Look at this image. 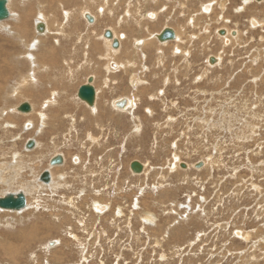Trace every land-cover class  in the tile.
<instances>
[{
  "label": "rangeland",
  "instance_id": "1",
  "mask_svg": "<svg viewBox=\"0 0 264 264\" xmlns=\"http://www.w3.org/2000/svg\"><path fill=\"white\" fill-rule=\"evenodd\" d=\"M42 1L9 0L11 17L2 23L11 25L19 12H29V39L52 43L59 53L62 47L77 50L75 30L83 33L89 29L94 34L95 27L98 34L104 29L118 30L117 37L125 45L118 48L119 60L108 64L117 70L118 78L112 77L107 87L104 82L110 76L105 67L99 74L84 71L85 65L76 66L81 58L71 54L64 56L65 61L73 62L70 66L64 60L57 67L49 65L47 52L55 55V50L37 49L34 44L30 48V43L25 46L0 29V179L19 152L24 159L36 154L43 161L32 165L36 171L26 166L24 177L12 182L11 186L18 187L13 190L22 188L18 183L30 181L32 173L47 169L56 173V186L61 182L54 191L47 187L36 190L33 197L27 195L34 202L27 209L30 212L0 211V264H264V1L148 0L139 21L137 0H105L106 10L113 9L114 15L104 20L90 6L88 12L98 18L94 28L95 19L89 23L79 16L81 0L77 6L73 0L69 4L51 0L56 1L53 9ZM72 8L76 9L70 24L74 30L66 31V24L64 36H57L65 18L62 11ZM40 13L50 21L48 35L34 29ZM165 23L181 34L180 41L169 42L168 47L150 40L167 27ZM220 29L237 35H219ZM90 42L84 41L89 51L96 45ZM143 43L150 48L145 53L138 50ZM28 51L38 58L35 71L22 57ZM158 53L163 55L161 59ZM209 56L219 57L220 63L210 65ZM100 62L102 66L106 63ZM127 66L132 73L126 78ZM137 73L139 82L132 80ZM90 74L95 76V88H101L98 107L106 105L110 109L106 117L121 118V124L109 126L108 119L103 125L85 123L96 114L77 92ZM28 81L32 86L23 89L21 83ZM54 91L56 98L51 97ZM62 97L67 105L62 99L57 101ZM121 97L135 103L133 113L114 108L112 101ZM45 99L52 100L51 107L44 108ZM53 99L59 102L55 106ZM23 102L32 103L36 113L14 108ZM60 106L68 108L60 110ZM137 117L140 119L133 122ZM10 121H14L13 127ZM137 125L141 126L139 133ZM29 139L36 140V149L25 148ZM56 154L65 155L68 161L64 166L49 167L50 157ZM136 159L146 162L147 172L139 177L129 170ZM197 162L203 165L195 168ZM9 185L0 180V196ZM30 234H36V241L25 238Z\"/></svg>",
  "mask_w": 264,
  "mask_h": 264
},
{
  "label": "bare ground",
  "instance_id": "2",
  "mask_svg": "<svg viewBox=\"0 0 264 264\" xmlns=\"http://www.w3.org/2000/svg\"><path fill=\"white\" fill-rule=\"evenodd\" d=\"M42 1V0H41ZM110 2L112 1V0H109ZM116 1V0H115ZM155 1V0H154ZM153 1V2H154ZM170 1H172V0H170ZM226 0H224V2H225ZM43 2V1H42ZM71 2V0H65V3H70ZM73 2H75L74 3V6L76 5L77 6V0H73ZM159 2V1H158ZM219 2H223L222 0L221 1H219ZM243 2V1H242ZM245 2V1H244ZM43 3H46L47 5H48V7L50 8V9H53L54 7H55V4H56V1H46V2H43ZM129 3V2H128ZM178 3H179V1H178ZM178 3H176V4H178ZM182 3V2H181ZM184 3V2H183ZM182 3V4H183ZM227 3V2H226ZM109 4V3H108ZM113 4V3H112ZM117 4V3H116ZM107 5V1L105 2V0H104V2H102L101 0H81V2H79V5L77 6L78 7V11H79V9H81L82 8V10H81V12H80V15L79 16H81V17H85V15L86 14H90L88 11H92V9L90 8V6L92 7V8H94V10H97V9H102L103 8V12H101V13H109V14H114V10L112 9H109L108 11H106V8H105V6ZM145 5V7H146V5L148 6V1L147 0H140L139 2H137V10H136V13H139L140 14V12L142 11V8L145 10V8L143 7ZM221 5L222 6H224V4L223 3H221ZM24 6V5H23ZM115 6V5H114ZM181 6V5H180ZM8 7H10V5L8 4ZM64 7H66V6H64ZM166 7H168V6H166ZM176 7V6H175ZM30 8H32V7H30ZM173 8H174V6H173ZM243 8V7H242ZM73 9V8H72ZM163 9V8H162ZM176 9V8H175ZM224 9V8H223ZM10 10V9H9ZM66 10H67V8H66ZM75 8L73 9V10H69L68 12H66V11H62L63 12V15H64V19H63V21H62V23L59 25V29L56 31V33L55 34H57V36L60 34V36H64V31H63V27H64V25H66L67 24V26H65V29H66V31L68 30H74V29H70V24L72 25V22H73V19H74V17H72L73 15H74V12H75ZM93 10V11H94ZM125 10V9H124ZM128 10V9H127ZM174 9H172V11H173ZM221 10V9H220ZM240 10H241V8H240ZM231 11V10H230ZM100 12V11H99ZM117 12V11H116ZM125 12V11H124ZM150 11H148V13H149ZM154 12V11H153ZM182 12V11H181ZM13 13V12H12ZM30 13H32V12H30ZM77 13V12H76ZM134 13V12H133ZM156 13V12H155ZM42 13H40L39 14V19L40 20H37V21H35L36 22V24L39 22V21H42V22H44L45 24H46V27H47V30H46V32L47 33H49L50 32V21H48L45 17H43V15H41ZM77 14H79V13H77ZM125 14V13H124ZM165 14V13H164ZM172 14V13H171ZM182 14H184V13H182ZM29 15H31V14H29V12H27V11H25V12H23L22 14H20V12L18 13V15L15 17V19L14 20H12V22H10L11 23V25H4V23H2V22H4V21H2V22H0V29H4L6 32H8L9 33V35H11V36H13V37H15V39H17V40H21L24 44H25V46L27 45V44H29L30 43V48H32L31 46H33V44H34V46H36V48L38 49H41V50H43V48H45V47H47L49 50H55L56 52H54L55 53V55H53L52 53L53 52H47L48 53V58H49V61H46L47 63H49V65H53V64H55L54 66H56V64H60V62L62 61V60H64V56L66 55V54H71L72 55V57L74 58V59H78V58H81V60H80V62L76 65V66H78V67H81V66H83V65H85V68H84V71H87V72H92V73H95V74H99L100 72L101 73H103V70H102V68H104L105 67V71L107 72V75L108 76H110V78L109 79H107L106 80V82H104V85L106 84L107 85V87L109 86L108 85V82H111L112 80H111V78L113 77V76H115V75H117V71L116 70H113V69H111V67H110V65H109V67H108V64L110 63V60H119L118 59V52L123 48L124 49V43H120V50L118 49V51L117 52H115V51H113V52H115V54L114 53H112V49L113 48H111V41H108V40H105V39H103L104 37V35H103V33L104 32H101V33H99L98 34V32H97V27H95L96 29H94V34H92L91 32L92 31H89V29H88V31L90 32V33H88L87 31H85V32H83V33H79L78 32V30H75L74 31V35H76V37L78 36V41L79 42H77L76 44H75V46L77 47V50H75L74 52L73 51H71V50H69V51H66L65 50V48H67V47H62L63 49L61 50V53H59L60 51H59V49H57L54 45L52 46V43H48L47 42V44H46V41H43V40H40V38H38L37 40H35V38H34V40L35 41H33V39L32 40H30L29 39V35H28V29H27V27L29 28V24L26 22V18L27 17H29ZM91 15V14H90ZM125 15H128V12H127V14H125ZM186 15V14H185ZM188 15V14H187ZM15 16V15H14ZM92 16V15H91ZM202 16V15H201ZM96 17V16H95ZM106 17H108V16H105V17H103L104 19L106 18ZM123 17V16H122ZM184 17V16H183ZM189 17V16H188ZM94 18V17H93ZM156 18V17H155ZM167 18H169V17H167ZM44 19H46V20H44ZM109 19V18H108ZM113 19V18H112ZM132 19V18H131ZM143 20V14L140 16V19H139V21L140 20ZM44 20V21H43ZM120 20H122V18L120 19ZM141 20V21H142ZM176 20V19H175ZM46 21V22H45ZM122 21H124V20H122ZM139 21H138V24H139ZM172 21H174V20H172ZM6 22V21H5ZM97 22H98V18H97ZM167 22V21H166ZM74 23V22H73ZM94 23V22H93ZM141 23V22H140ZM189 23V22H188ZM193 23V22H192ZM6 24V23H5ZM36 24L34 23V25H35V28L34 29H36ZM159 24V23H158ZM158 24H156V25H154V26H157ZM75 25V24H74ZM77 25V24H76ZM96 24L94 23L93 25H91V27L92 28H94V26H95ZM118 25H120V24H118ZM118 25H117V27H118ZM165 25H166V23H165ZM167 26V25H166ZM186 26H187V24H186ZM206 26V25H205ZM79 27V26H78ZM168 27V26H167ZM119 28V27H118ZM173 28V27H172ZM145 29H146V27H145ZM174 29V28H173ZM85 30V29H84ZM105 30V29H104ZM175 30V29H174ZM184 30V29H183ZM220 30H222V29H220ZM53 32V31H52ZM51 32V33H52ZM176 32V31H175ZM246 32V31H245ZM47 33H45V34H47ZM120 32H118L117 30H115V32H114V34H115V37H117V35L119 34ZM147 33V32H146ZM159 33V32H158ZM158 33H154L153 34V36H152V38L150 39V40H153V39H157L156 37H155V34H158ZM230 33V32H229ZM228 33V34H229ZM130 34V33H129ZM178 34H180V33H178V32H176V36L178 35ZM48 35V34H47ZM46 35V36H47ZM120 35V34H119ZM150 35V34H149ZM231 35V34H230ZM40 36V35H39ZM43 36H45V35H43ZM59 36V37H60ZM67 36V35H66ZM179 36V35H178ZM178 36H177V38H176V40H174V43H176L175 41H177L179 38H178ZM200 36V35H199ZM103 37V38H102ZM125 37L127 38L128 37V35L126 34L125 35ZM238 37V36H237ZM36 38H37V36H36ZM219 38V37H218ZM241 38H242V36H241ZM1 39V38H0ZM12 39V38H11ZM147 39V38H146ZM145 39V40H146ZM247 39V38H246ZM87 40H89V41H94L93 43H95L96 42V45H95V47H96V57H94L93 59H94V61L93 60H91V58H90V56H92L91 54H90V52L88 51V45L87 44H85L84 43V41H87ZM120 40H121V38H120ZM150 40H147L146 41V43L148 42V41H150ZM1 41V40H0ZM3 41V40H2ZM69 41V40H68ZM156 41H158V40H156ZM178 41H180V40H178ZM32 42V43H31ZM90 42V43H91ZM125 42V41H124ZM169 42H173V41H169ZM169 42H165V43H161L162 44V47H168L170 44H172V43H170L169 44ZM146 43H143L144 44V46H143V49L145 48L146 50L147 49H150V48H147V46H146ZM237 43V42H236ZM240 43V42H239ZM242 43V42H241ZM4 44H6V43H4ZM247 45V44H246ZM79 46H82L83 47V49H80V48H82V47H79ZM93 47H94V45H92ZM239 46H242V45H239ZM6 47V46H5ZM28 47V48H29ZM22 48H24V47H22ZM94 49V48H93ZM194 49V48H193ZM138 50H140V49H138ZM80 51V52H79ZM137 51V50H136ZM148 51V50H147ZM85 52V53H84ZM160 52H163L162 50L160 51ZM159 52V53H160ZM28 55H26V56H22V57H26V59L29 61V64H30V66L33 68V70L35 71V69L38 67V58H33L34 56L32 55V54H30V52L28 51ZM135 53V52H134ZM158 53V54H159ZM142 54V53H141ZM17 56L16 57H21V55H19V54H16ZM191 55V54H190ZM109 56H111V59L110 60H106V57H107V59L109 58ZM142 56V55H141ZM158 56V55H157ZM161 56H163V55H161V54H159V59H161ZM168 56V55H167ZM8 57V56H7ZM149 57V56H148ZM90 58V59H89ZM100 59L101 60H103V61H106V63L103 65V66H101V68H99L96 72H95V70L98 68L95 64H96V62H99L100 61ZM7 60V59H6ZM71 60V59H70ZM166 60V59H165ZM188 60V59H187ZM65 61V60H64ZM109 61V62H108ZM132 61V60H131ZM156 61H159V60H156ZM259 61V60H258ZM3 61H1L0 60V65H1V63H2ZM8 62V61H7ZM160 62V61H159ZM14 63V62H13ZM189 63V62H188ZM58 64V65H59ZM71 64H73V62L72 61H65L64 62V65L65 66H70ZM127 65H132V66H134L135 67V63H126ZM158 64V63H157ZM8 65V64H7ZM100 65V64H99ZM143 65V64H142ZM188 66H189V64H187ZM206 65H208V64H206ZM157 66V65H156ZM57 67V66H56ZM78 67H77V69H78ZM84 67V66H83ZM100 67V66H99ZM200 67H202V66H200ZM129 68V66H127V67H125V69L124 70H127ZM145 68V67H144ZM143 69V68H142ZM204 69V68H203ZM237 69V68H236ZM164 70V69H163ZM176 70H177V68H176ZM262 70V69H261ZM73 72V70L71 69L70 71H69V75L71 76V73ZM78 72V71H77ZM140 72V71H139ZM264 72V71H263ZM85 73V72H84ZM131 73L132 72H127V75H126V78L129 76V77H131ZM174 73H176V72H174ZM31 73H29V75H30ZM76 74V73H75ZM91 75V74H90ZM106 75V76H107ZM137 76L136 78L134 77V76ZM157 75V74H156ZM28 76V75H27ZM26 76V77H27ZM31 76V75H30ZM30 76H28V77H30ZM35 76V75H34ZM89 76V75H88ZM91 76H93V75H91ZM91 76H89V77H91ZM100 76H103V74H101ZM99 76V77H100ZM25 77V76H24ZM89 77H87L86 78V81H85V83L84 84H86L87 83V81H88V78ZM116 77V76H115ZM152 77V76H151ZM153 77H154V75H153ZM6 78L8 79V76H6ZM23 78V77H22ZM31 78V77H30ZM29 78V79H30ZM93 78L95 79V76H93ZM114 78V77H113ZM257 78V77H256ZM3 79V77H0V81ZM29 79H27V80H29ZM44 79H47V84L49 83L48 81H50V78L48 77V76H46ZM106 79V78H105ZM140 79V76L138 75V73L137 74H134V75H132V80H139ZM167 79V81H168V78H166ZM18 80V79H17ZM23 80V79H22ZM26 80V81H27ZM73 80V79H72ZM24 81V80H23ZM32 81L33 82H36V77L34 78V77H32ZM129 81H130V79H129ZM140 81V80H139ZM138 81V82H139ZM165 81V80H164ZM31 82V81H30ZM32 82V83H33ZM94 82V81H93ZM116 82V81H115ZM137 82V83H138ZM166 82V81H165ZM170 82V81H169ZM196 82V81H195ZM9 83V82H8ZM37 83L39 84V82L37 81ZM168 83V82H167ZM227 84L229 83V81L228 82H226ZM3 84V83H2ZM5 84V83H4ZM3 84V85H4ZM33 84H35V83H33ZM112 84V83H111ZM163 84H166V83H163ZM18 85V84H17ZM21 85H23V89H25V88H27V86L29 87H31L32 86V84L31 83H29V81L28 82H22L21 83ZM83 85V84H82ZM166 86V85H165ZM50 87V86H49ZM22 88V87H21ZM19 89H20V87H19ZM96 89V94H97V98H96V103H95V105H94V107H91V108H93V113H95V112H97L98 113V109H100V106H102V107H104V105L102 104V105H100L99 107H98V101H99V96L101 95V88H100V90L99 89H97V88H95ZM163 89V88H162ZM18 89H16V90H14V92L16 93V91H17ZM11 91V90H10ZM19 91H21V93H23L22 92V90H19ZM125 91H126V89H125ZM202 91V90H201ZM200 92V91H199ZM31 93H33V92H31ZM203 93H205V92H203ZM199 94V93H198ZM16 95H18V93L17 94H15L14 96H16ZM151 95V94H150ZM53 96H55V98H56V96H57V93L54 91L52 94H51V97H53ZM19 97H20V95H19ZM21 98V97H20ZM54 98V99H55ZM124 98H127V100H129V104L127 103L126 104V106H125V108H123L125 111H128V112H130V113H133L134 112V102H132L128 97H122L121 99H119V100H117L114 104H116L118 101H120V100H122V99H124ZM54 99H53V101H54ZM103 99V98H102ZM132 99V98H131ZM15 100V99H14ZM114 100V99H113ZM133 100V99H132ZM137 100H139L138 98H137ZM115 101V100H114ZM19 103V102H18ZM51 103H52V100L50 99V100H44V108L45 107H49L50 105H51ZM112 103V102H111ZM32 104V103H31ZM86 104V103H85ZM15 105V104H14ZM20 104H18V106H19ZM53 105V104H52ZM87 105V104H86ZM16 107H14L15 109L18 107L17 106V104L15 105ZM116 106V105H115ZM34 107V106H33ZM33 107H32V111L34 112L35 110L33 109ZM13 108V107H12ZM102 109V108H101ZM128 109V110H127ZM9 109H7V111H8ZM11 111V110H10ZM137 111V110H136ZM40 112H42V113H44V110L42 109V111H40ZM34 113H36V111L34 112ZM41 113V114H42ZM96 113V114H97ZM105 113V112H104ZM5 114V111L3 112V115ZM40 114V115H41ZM264 114V113H263ZM27 115V114H26ZM45 115V114H44ZM105 115V114H104ZM221 115V114H220ZM0 116H2V115H0ZM136 116V115H135ZM67 117V116H66ZM104 117V116H103ZM42 118V117H41ZM28 119V118H27ZM43 119H46V116H44L43 117ZM140 118H138L137 117V119H135L133 122H136V121H138ZM15 120V119H14ZM31 120V119H30ZM131 120V119H130ZM32 121V120H31ZM7 122H9V121H7ZM11 122L12 121H10V123H9V126L10 127H13L14 126V121L12 122L13 124H11ZM74 122V121H73ZM22 123V122H21ZM33 123V122H32ZM46 123V122H45ZM113 123V122H112ZM231 123V122H230ZM8 124V123H7ZM23 124V123H22ZM21 124V125H22ZM73 125H74V123H72ZM114 124V123H113ZM134 124V123H133ZM246 124V123H245ZM1 125V124H0ZM72 125V130L75 128V126H73ZM43 126H45L44 125V123H43ZM137 127H138V129H137V133H139L140 132V127L137 125ZM159 127V126H158ZM248 128V127H247ZM251 128V127H250ZM22 129V128H21ZM135 129V128H134ZM241 129V128H240ZM252 129V128H251ZM42 130V129H41ZM25 131V130H24ZM76 131V130H75ZM224 132V131H223ZM69 134V133H68ZM241 135V134H240ZM29 136H31V135H29ZM70 136V135H69ZM244 136V135H243ZM253 136V135H252ZM251 136V137H252ZM89 137H90V135H89ZM255 137V136H254ZM242 139V138H241ZM245 139V138H244ZM248 139V138H247ZM250 140V139H249ZM187 142V141H186ZM38 144V143H37ZM41 145V143H39V146ZM66 146V145H65ZM36 149V148H35ZM249 149V148H248ZM25 150V149H24ZM52 153V152H51ZM58 153H60V152H58ZM27 154H28V152H27ZM41 154V153H40ZM39 154V155H40ZM57 155H59V154H56V156ZM61 155H63V154H61ZM78 155V154H77ZM35 157H30V159L29 158H27V159H24V161H23V156H22V154L21 153H17L16 154V157H15V161L18 163V172L16 173V175H14V177L10 180V179H7V180H5V179H0V180H2V182H3V184H5L6 183V185H8V184H10L8 187V189L6 190V193L5 194H3V195H1L0 197H4L6 194H8V193H17V192H20V191H24L28 196H31V195H33L34 193H35V191L36 190H40L41 188L42 189H44V188H47V187H49L48 188V190H50V188H52V190H53V188H58V185L61 183H59L57 186H56V184H57V181H55V174L56 173H52V171H51V169H50V171H51V174H52V180H51V183L49 184V185H45V184H42L41 182H39V177H40V175L44 172H42L41 174L39 173V174H37V172L35 173H32L33 175H32V178L30 179V181L28 180V181H26L25 183H18V186H19V188L20 187H22V188H20V189H16V191L15 190H13V186H11V184H12V182L14 181L15 183H17L20 179H21V177H22V175L25 173V170H26V166H28V168H30V169H35L34 167H32V165L33 166H35V165H38L39 164V162L40 163H42V159H41V157L40 158H38L37 156H36V154L34 155ZM40 156H42V154L40 155ZM52 156V155H51ZM75 156V155H74ZM26 157H27V155H26ZM50 157V156H49ZM55 157V156H54ZM63 157H64V163H66L68 160H67V158H66V156L65 155H63ZM44 158H46V157H44ZM48 158V157H47ZM46 158V159H47ZM52 158H53V156H52ZM51 157H50V160L52 159ZM73 158V157H72ZM45 159V160H46ZM67 160V161H66ZM81 160V159H80ZM137 160V159H136ZM138 161H139V159H138ZM173 161H175V160H173ZM207 161V160H206ZM132 162V161H131ZM131 162H130V164H131ZM177 162V161H176ZM179 162V161H178ZM63 163V164H64ZM70 163H71V161H70ZM146 163V162H145ZM145 163H143V164H145ZM130 164H129V170H130ZM44 165V164H43ZM179 165V164H178ZM64 166V165H63ZM69 166V165H68ZM189 166V165H188ZM194 166V165H193ZM50 167V166H49ZM58 167V166H57ZM60 167V166H59ZM70 168V167H69ZM146 168V165H144V169ZM174 168V167H173ZM29 169V170H30ZM71 169V168H70ZM120 169V168H119ZM48 170V169H47ZM67 170V169H66ZM128 170V171H129ZM153 170V169H152ZM31 171V170H30ZM35 171H36V169H35ZM184 171V170H183ZM54 172V171H53ZM55 172H57V170H55ZM66 172V171H65ZM130 172L133 174V175H135V177L136 176H138L139 177V174H142L143 172H144V170H143V172L142 173H139V174H134L131 170H130ZM119 173V172H118ZM130 173V174H131ZM157 174V173H156ZM64 175H66L65 173H64ZM115 175V174H114ZM148 175V174H147ZM162 176V175H161ZM59 177V176H58ZM159 177H160V175H159ZM249 177V176H248ZM63 178H65V177H63ZM161 178V177H160ZM38 181V182H37ZM58 181H59V179H58ZM157 181V180H156ZM61 185V184H60ZM63 185V184H62ZM66 187H67V185H66ZM65 187V188H66ZM258 187V186H257ZM18 188V187H17ZM4 189V188H3ZM149 189V188H148ZM5 190V189H4ZM52 190H51V192H52ZM60 190V189H59ZM2 191V190H1ZM54 191V190H53ZM36 193H38V192H36ZM41 193V192H40ZM35 195H38V194H35ZM34 196V195H33ZM33 196H31V197H33ZM36 197V196H35ZM37 197H39V196H37ZM247 197V196H246ZM28 198V197H27ZM34 199V198H33ZM32 199V200H33ZM73 201V200H72ZM92 202V201H91ZM31 203H34V202H31ZM31 203H30V200H29V198H28V204H27V207L23 210V211H25V210H27V209H29V207H32L31 206ZM70 203V202H69ZM96 203V202H95ZM38 204V202L36 203V205ZM67 204V203H66ZM100 204V203H99ZM107 204V203H106ZM35 205V206H36ZM97 205V204H96ZM260 205V204H259ZM96 207V206H95ZM90 208V207H89ZM98 208H100L101 210H103V206H100V207H98ZM141 208V207H140ZM42 209V208H41ZM0 211H3V212H5L4 210H1L0 209ZM27 211H29V210H27ZM142 211H145V210H142ZM6 212H8V211H6ZM9 212H12V211H9ZM20 212H22V211H20ZM30 212V211H29ZM28 212V213H29ZM123 212V211H122ZM145 212H147V211H145ZM19 213V212H18ZM144 213V212H143ZM149 214V213H148ZM116 215H117V213H116ZM118 215H120V213L118 214ZM146 215H147V213H146ZM152 215H154V214H152ZM98 216V215H97ZM142 216V215H141ZM102 217V216H101ZM30 218V217H29ZM145 218V217H144ZM153 221V220H152ZM177 222V221H176ZM37 223V222H36ZM148 223V222H147ZM154 223V222H153ZM152 223V224H153ZM264 223V222H263ZM262 225V224H261ZM29 228H32V227H29ZM31 230V229H30ZM138 230V229H137ZM194 230V229H193ZM88 232V231H87ZM130 234V233H129ZM237 235V234H236ZM19 236V235H18ZM36 236V234H30V235H28V236H26L25 238H28V241H33V240H35L36 241V239H34L33 237H35ZM17 237V236H16ZM137 238V237H136ZM246 239V238H245ZM124 241V240H123ZM133 241V240H132ZM143 241V240H142ZM165 241V240H164ZM27 242V241H26ZM140 244V243H139ZM46 245V244H45ZM48 245V244H47ZM137 245V244H136ZM94 246V245H93ZM44 247V246H43ZM254 247V246H253ZM5 248V247H4ZM112 248V247H111ZM93 249V248H92ZM106 249V248H105ZM249 249V248H248ZM5 250H8L9 251V254L10 255H15V253H14V251L13 250H11V249H9V248H5ZM45 250V249H44ZM47 250V249H46ZM56 250V249H55ZM54 250V251H55ZM58 250V249H57ZM56 250V251H57ZM111 250V249H110ZM113 250V249H112ZM107 252V251H106ZM130 252V251H129ZM219 252V251H218ZM37 253V252H36ZM55 253V252H54ZM211 255V254H210ZM4 256V255H3ZM56 256V255H55ZM32 257V256H31ZM48 257H50V256H48ZM129 257V256H128ZM33 259V258H32ZM36 259V258H35ZM34 259V260H35ZM2 260V259H1ZM4 260H6V259H4ZM8 260V259H7ZM84 260V259H83ZM82 260V261H83ZM36 261V260H35ZM61 261V260H60ZM69 263V262H68ZM95 263V262H94ZM131 263V262H130ZM50 264V263H49ZM65 264V263H64ZM102 264V263H101Z\"/></svg>",
  "mask_w": 264,
  "mask_h": 264
},
{
  "label": "water",
  "instance_id": "3",
  "mask_svg": "<svg viewBox=\"0 0 264 264\" xmlns=\"http://www.w3.org/2000/svg\"><path fill=\"white\" fill-rule=\"evenodd\" d=\"M256 1H264V0H256ZM9 0H0V22L6 21L11 17V12L8 7ZM85 18L89 23L94 22L93 16L90 14H86ZM47 30L46 24L42 21H39L36 24V31L38 34H45ZM219 35H225L227 34L226 29L218 30ZM232 36L237 35L236 31L231 32ZM104 37L112 41V48L118 49L120 47V39L118 37H115L114 32L111 29L104 30ZM155 37L159 41V43H165L169 41L176 40V32L172 27H165L160 33L155 34ZM209 64L215 65L218 63L219 59L215 56L209 57ZM94 78L93 76L88 78V81L86 84H83L80 86L77 92V97L86 103L89 107H94L96 103V89L93 85ZM129 104V100L127 98H124L120 101H118L115 105L119 108H125L126 104ZM17 110L22 113H30L32 111V105L29 102H23L18 107ZM37 145V142L35 139H29L26 142L25 148L27 150H31L35 148ZM64 163V157L63 155L59 154L55 157H53L49 164L50 167L55 166H61ZM203 165V162H197L195 164V168H200ZM180 166L182 168H186L187 164L181 163ZM130 170L134 174L142 173L144 170V164L141 161L134 160L130 164ZM52 180V174L50 170H45L39 177V182L45 185H49ZM28 204V198L27 194L24 191H20L17 193H8L4 197H0V209L4 211H12V212H20L23 211ZM50 246L53 245V243L49 244Z\"/></svg>",
  "mask_w": 264,
  "mask_h": 264
},
{
  "label": "crops",
  "instance_id": "4",
  "mask_svg": "<svg viewBox=\"0 0 264 264\" xmlns=\"http://www.w3.org/2000/svg\"><path fill=\"white\" fill-rule=\"evenodd\" d=\"M88 30V29H87ZM86 30V31H87ZM70 43V42H69ZM81 49V48H80ZM90 50V47H88V51ZM96 47L94 48V49H92L91 51H89L90 52V54L92 55V56H90V58H91V60H93L94 61V57H96ZM94 56V57H93ZM89 58V59H90ZM111 59V56H109V58L107 59V57H106V60H110ZM109 62V61H108ZM112 62V60H110V63ZM100 64V65H99ZM98 68L95 70V72L102 66V64H101V62L99 61V62H96V64H95ZM100 66V67H99ZM50 87H52V82H50ZM113 89V88H112ZM62 99V101H61V103L62 104H64V105H67L66 103H65V100H64V98L62 97V98H58L57 99V101H59V100H61ZM117 100H115V101H112L113 102V106H114V108L115 109H117V110H124V109H119L118 107H116L115 106V102H116ZM56 100L55 101H53V106H55L56 105ZM59 103V102H58ZM57 103V104H58ZM61 105V104H60ZM33 107V106H32ZM51 107V106H50ZM68 107H64V106H60V110L61 109H67ZM87 108H88V110L89 111H91L92 113L94 112L93 111V108H91V107H89L88 105H87ZM102 108V109H101ZM110 109L109 108H107L106 107V105H104V107H102V106H100V110H99V112L97 113V112H95V113H93V114H96V117L94 116V117H91V116H88V118L86 119V121H85V123L87 124V122H88V124L90 123V122H94V123H96V124H100V125H103V124H105V120L106 119H108V121H111V122H108V125L109 126H112V125H114L113 123H116V124H121V118L119 119H116L113 115H111V116H109V117H106V114L108 113V112H110L109 111ZM65 111V110H64ZM77 111H78V108H77ZM105 112V113H104ZM107 112V113H106ZM124 112V111H123ZM105 114V115H104ZM104 116V117H103ZM72 117V116H71ZM91 117V119H89ZM64 118H66V117H64ZM73 119H77L75 116L74 117H72ZM63 119V118H62ZM113 122V123H112ZM84 123V124H85ZM73 124H71V126H72ZM74 126V125H73ZM117 126H119V125H117ZM45 128V126H43L42 127V130ZM76 128V127H75ZM44 147V146H43ZM36 148V147H35ZM57 150V149H56ZM23 161H24V158H23ZM1 164V163H0ZM65 164V163H64ZM18 163L15 161L10 167H6L5 168V170L1 173V178H3V179H5V176H11L9 179L11 180L13 177H14V175H16V173L18 172ZM5 172H7V173H5ZM22 177H24V174L22 175ZM5 180H7V179H5ZM28 181V180H27ZM19 182V181H18ZM26 182V181H25ZM13 187H17V186H13ZM3 212V211H2Z\"/></svg>",
  "mask_w": 264,
  "mask_h": 264
},
{
  "label": "flooded vegetation",
  "instance_id": "5",
  "mask_svg": "<svg viewBox=\"0 0 264 264\" xmlns=\"http://www.w3.org/2000/svg\"><path fill=\"white\" fill-rule=\"evenodd\" d=\"M139 1H140V0H137V2H139ZM147 1H148V0H147ZM97 10L100 11V9H97ZM108 10H109V9H108ZM108 10H106V11H108ZM111 10H112V9H111ZM94 11H96V10H94ZM143 11H144V9L142 8V11L140 12V16L143 14ZM102 12H103V11H102ZM98 15H99V16H103V17H105V16H107V15H110V16L113 17L114 14L98 12ZM94 19H95V24H96V23H97V17L94 18ZM105 19H106V18H105ZM105 19H104V20H105ZM169 21L172 22L171 19H170ZM223 21H226V19H224ZM123 22H124V21H123ZM158 25H159V24H158ZM158 25H157V27H158ZM164 28H165V27H164ZM164 28H163V29H164ZM163 29H162V30H163ZM86 30H87V29H86ZM162 30H161V31H162ZM117 31H118V30H117ZM129 31L132 32V33L135 32V30H132V31H131V29H130ZM138 31H141V30H138ZM161 31H160V32H161ZM175 31H176V30H175ZM130 32H129V33H130ZM141 32H142V31H141ZM160 32H159V33H160ZM176 32H177V31H176ZM229 32H230V33H229ZM231 32H232V31H228V30H227V33L231 34ZM103 35H104V33H103ZM125 35H126V34H125ZM125 35H124V36H125ZM130 35H131V33H130ZM178 35H179V36H178ZM178 35H177L178 38H179L178 40H180L181 34H178ZM103 37H104V36H103ZM178 40H177V42H179ZM110 41H111V40H110ZM143 46H144V44H143ZM143 46L140 47L139 49H141V50L145 53L147 50H146L145 48L143 49ZM111 48H112V41H111ZM119 48H120V47H119ZM113 51H116V52H117L118 49H116V50H115V49H112V53L115 54V52H113ZM149 56H151V55H149ZM209 57H210V56H209ZM209 57H208V59H207V62H208V63H209V61H208V60H209ZM218 59H219V61H218V64H219V63H220V58L218 57ZM116 71H117V70H116ZM124 71H125L126 75H127V72H131V70H129V69L124 70ZM115 76L117 77V75H115ZM115 76H113V77H115ZM100 77H101V76H100ZM102 77H103V76H102ZM116 77H115V78H116ZM117 78H118V77H117ZM111 80H112V79H111ZM111 91H113V89H112ZM111 91H110V92H111ZM121 98H122V97H121ZM121 98H118L117 100H119V99H121ZM116 107H117V106H116ZM118 108H119V107H118ZM119 109H123V108H119ZM145 165H146V164H145ZM194 166H195V165H194ZM146 172H147V168L144 169V172H143L142 174L144 175V174H146Z\"/></svg>",
  "mask_w": 264,
  "mask_h": 264
}]
</instances>
